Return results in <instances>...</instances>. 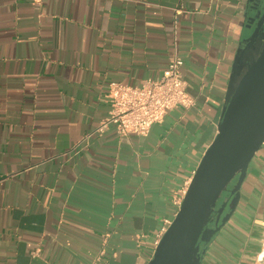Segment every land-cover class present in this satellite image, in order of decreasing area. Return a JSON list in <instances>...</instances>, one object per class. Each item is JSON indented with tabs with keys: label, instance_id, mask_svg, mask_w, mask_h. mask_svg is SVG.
<instances>
[{
	"label": "crops",
	"instance_id": "crops-1",
	"mask_svg": "<svg viewBox=\"0 0 264 264\" xmlns=\"http://www.w3.org/2000/svg\"><path fill=\"white\" fill-rule=\"evenodd\" d=\"M264 0H0V264H148L213 141ZM175 56L195 105L145 135L112 82ZM201 264H264V146Z\"/></svg>",
	"mask_w": 264,
	"mask_h": 264
},
{
	"label": "water",
	"instance_id": "water-1",
	"mask_svg": "<svg viewBox=\"0 0 264 264\" xmlns=\"http://www.w3.org/2000/svg\"><path fill=\"white\" fill-rule=\"evenodd\" d=\"M254 19L255 32L236 57L237 75L217 133L148 264H201L202 245L240 201L250 163L264 144V2L255 8ZM224 191L228 197L219 205Z\"/></svg>",
	"mask_w": 264,
	"mask_h": 264
},
{
	"label": "built area",
	"instance_id": "built-area-1",
	"mask_svg": "<svg viewBox=\"0 0 264 264\" xmlns=\"http://www.w3.org/2000/svg\"><path fill=\"white\" fill-rule=\"evenodd\" d=\"M183 64V59L175 56L160 78L147 80L141 85L112 82L107 94L111 104L109 115L94 132L101 133L113 124L121 136L145 135L153 124L162 122L175 107L194 106L195 98L187 91L182 74ZM187 188L183 190V195Z\"/></svg>",
	"mask_w": 264,
	"mask_h": 264
},
{
	"label": "flooded vegetation",
	"instance_id": "flooded-vegetation-1",
	"mask_svg": "<svg viewBox=\"0 0 264 264\" xmlns=\"http://www.w3.org/2000/svg\"><path fill=\"white\" fill-rule=\"evenodd\" d=\"M231 188V186H229V189ZM229 192L228 191H224L223 192V196L222 198L219 200V205L228 197Z\"/></svg>",
	"mask_w": 264,
	"mask_h": 264
},
{
	"label": "trees",
	"instance_id": "trees-1",
	"mask_svg": "<svg viewBox=\"0 0 264 264\" xmlns=\"http://www.w3.org/2000/svg\"><path fill=\"white\" fill-rule=\"evenodd\" d=\"M260 150H261V149H260ZM260 150H259V151H260ZM213 216H215V213H213Z\"/></svg>",
	"mask_w": 264,
	"mask_h": 264
}]
</instances>
